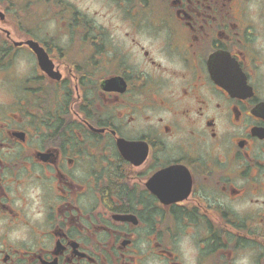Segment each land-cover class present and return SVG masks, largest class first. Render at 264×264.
Here are the masks:
<instances>
[{"label": "flooded vegetation", "instance_id": "obj_1", "mask_svg": "<svg viewBox=\"0 0 264 264\" xmlns=\"http://www.w3.org/2000/svg\"><path fill=\"white\" fill-rule=\"evenodd\" d=\"M106 1L0 0V264H264V0Z\"/></svg>", "mask_w": 264, "mask_h": 264}, {"label": "rangeland", "instance_id": "obj_2", "mask_svg": "<svg viewBox=\"0 0 264 264\" xmlns=\"http://www.w3.org/2000/svg\"><path fill=\"white\" fill-rule=\"evenodd\" d=\"M75 6L79 11L88 14L90 19L99 23V11L103 6L109 7L111 4L106 0H66ZM107 10H104L106 13ZM10 30V29H9Z\"/></svg>", "mask_w": 264, "mask_h": 264}, {"label": "trees", "instance_id": "obj_3", "mask_svg": "<svg viewBox=\"0 0 264 264\" xmlns=\"http://www.w3.org/2000/svg\"><path fill=\"white\" fill-rule=\"evenodd\" d=\"M34 0H22V2H19V5H24L26 6H31L33 4H35V2L33 3ZM13 5H16V0H11ZM56 5H61L63 7H67V3L64 0H55ZM43 4H47V2H44Z\"/></svg>", "mask_w": 264, "mask_h": 264}]
</instances>
